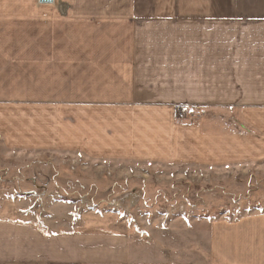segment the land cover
Instances as JSON below:
<instances>
[{"label":"rangeland","instance_id":"rangeland-1","mask_svg":"<svg viewBox=\"0 0 264 264\" xmlns=\"http://www.w3.org/2000/svg\"><path fill=\"white\" fill-rule=\"evenodd\" d=\"M133 6L57 2L78 17ZM80 23L13 37L35 59L30 101L0 103V264H264V107L165 100L171 80L140 68L148 46ZM43 87L59 99L34 98Z\"/></svg>","mask_w":264,"mask_h":264},{"label":"crops","instance_id":"crops-1","mask_svg":"<svg viewBox=\"0 0 264 264\" xmlns=\"http://www.w3.org/2000/svg\"><path fill=\"white\" fill-rule=\"evenodd\" d=\"M36 1L40 6L35 0H0V103L10 102L13 106L32 98L29 73L23 70H28L35 58H30L29 44H14L13 37L28 35L31 28L41 32L58 26L60 30L62 19H67L85 22L80 24L87 30L97 21V27L109 28L112 34H130L133 46H148L149 57L140 68L150 69L153 75L155 70L157 79L171 80L173 89L169 91L174 96L165 100L195 105L250 102L264 107V0H180L182 11L178 14L167 7L160 12L159 4H170L169 0H134L129 15L102 9L80 17L62 13L57 9L58 0L51 4ZM117 45L122 48L120 40ZM136 62L135 58L134 66ZM15 68L19 71L14 72ZM106 84L101 82L102 95L90 99H106ZM40 90L34 98L46 99L50 92L54 94L52 100L59 99L55 89ZM242 251L245 257L249 254L246 244ZM235 258L231 254L223 263L243 264ZM108 264L126 261L117 259Z\"/></svg>","mask_w":264,"mask_h":264},{"label":"water","instance_id":"water-1","mask_svg":"<svg viewBox=\"0 0 264 264\" xmlns=\"http://www.w3.org/2000/svg\"><path fill=\"white\" fill-rule=\"evenodd\" d=\"M53 2H54V0H40V3H42V4H51Z\"/></svg>","mask_w":264,"mask_h":264}]
</instances>
